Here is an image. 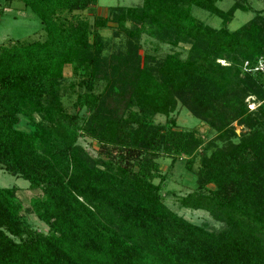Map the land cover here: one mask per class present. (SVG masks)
Segmentation results:
<instances>
[{"label": "trees", "instance_id": "trees-1", "mask_svg": "<svg viewBox=\"0 0 264 264\" xmlns=\"http://www.w3.org/2000/svg\"><path fill=\"white\" fill-rule=\"evenodd\" d=\"M20 1L45 36L0 46V169L40 194L24 208L15 187H0V264H264V72L243 70L264 60V16L230 30L233 13L248 11L243 0L226 11L223 0H142L106 15L97 0ZM192 7L222 26L198 21ZM110 25L124 48L111 51L101 33ZM144 34L189 45L187 55L141 56ZM178 104L214 139L177 129ZM161 157L185 158L194 176L177 207L205 212L217 228L169 207Z\"/></svg>", "mask_w": 264, "mask_h": 264}, {"label": "rangeland", "instance_id": "rangeland-1", "mask_svg": "<svg viewBox=\"0 0 264 264\" xmlns=\"http://www.w3.org/2000/svg\"><path fill=\"white\" fill-rule=\"evenodd\" d=\"M96 13L98 15H106L107 9L110 6H138L141 5L142 0H97ZM236 0H223L217 5L220 9L226 11L228 10ZM238 1V0H237ZM240 1V0H239ZM243 3L248 8V11L237 10L233 13V17L229 21L227 27L230 30H236L249 20H251L255 15L262 14L264 16V0H243ZM0 46L7 44L10 41H33V40H43L45 32L42 28L40 20L30 11L23 8V3L20 0H13L9 6H4L3 1L0 4ZM6 7V9H3ZM3 9V10H2ZM82 16L87 17L90 21L93 17L88 11L81 12ZM192 14L194 17L212 28H220L222 26L221 19L210 15L208 12L192 7ZM103 36L110 40L109 44L115 45L116 47L124 48L125 37L120 36L113 38V29L110 27L105 28L101 31ZM189 45L179 44L178 46H171L166 43L157 42L154 38L144 34L139 42V53L143 56L146 53L155 55L157 58H162L168 53L179 52L181 58H185L187 55V50ZM221 64L225 62L219 61ZM64 75L71 79V68L70 66H65ZM249 109H255L258 106L254 96H248L246 99ZM175 118L176 128L182 130L197 129L201 134L203 140L207 142L208 140H213L215 137V132L209 130L206 125L201 123L197 118H195L186 108L178 104L176 111L170 115ZM167 117L163 115H156L153 118L155 124H165ZM235 127V132L239 134L241 132V127L236 123L233 124ZM79 143L84 146L90 154L95 155L97 151V145L87 138H81ZM160 169L163 173H167L165 182L162 185V194L165 197L166 203L171 209L176 211L178 214L184 216L187 220L194 223H204L206 222L209 226L215 228L218 224L213 222L208 214L202 211H190L183 210L177 207L175 201V196L183 195L193 189L194 176L193 173L187 171L185 166V158L177 160L173 165H171V160L166 157L158 158ZM171 165V166H170ZM158 180H155L157 182ZM28 182L22 178H17L6 171L0 169V187H15L17 192V197L21 200L24 208H28L29 200L36 195L40 194L38 190L29 189ZM25 217L29 224L37 230L46 231V225L36 219L32 213L25 212Z\"/></svg>", "mask_w": 264, "mask_h": 264}, {"label": "built area", "instance_id": "built-area-1", "mask_svg": "<svg viewBox=\"0 0 264 264\" xmlns=\"http://www.w3.org/2000/svg\"><path fill=\"white\" fill-rule=\"evenodd\" d=\"M249 68V66H248V63L247 62H245L244 63V65H243V70L244 71H253V72H255V71H261V72H264V60H259L258 61V63H257V65L255 66V67H252L253 69H248Z\"/></svg>", "mask_w": 264, "mask_h": 264}, {"label": "crops", "instance_id": "crops-1", "mask_svg": "<svg viewBox=\"0 0 264 264\" xmlns=\"http://www.w3.org/2000/svg\"><path fill=\"white\" fill-rule=\"evenodd\" d=\"M2 0H0V4H1ZM1 6V5H0Z\"/></svg>", "mask_w": 264, "mask_h": 264}]
</instances>
